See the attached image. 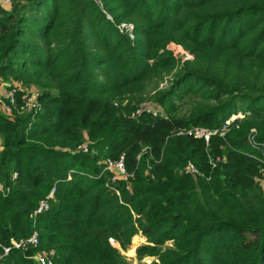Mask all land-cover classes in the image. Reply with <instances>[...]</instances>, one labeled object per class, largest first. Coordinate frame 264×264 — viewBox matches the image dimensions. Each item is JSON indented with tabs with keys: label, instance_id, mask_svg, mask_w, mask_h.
Returning a JSON list of instances; mask_svg holds the SVG:
<instances>
[{
	"label": "trees",
	"instance_id": "16d2710c",
	"mask_svg": "<svg viewBox=\"0 0 264 264\" xmlns=\"http://www.w3.org/2000/svg\"><path fill=\"white\" fill-rule=\"evenodd\" d=\"M170 41L195 59L160 52ZM173 69L150 96L166 118L131 117L142 99L124 103L122 94ZM0 77L38 86L42 103L12 120L0 113L9 186L0 193V255L30 235V215L55 184L36 218L38 249H53L54 264H128L115 246L125 250L137 234L147 244L136 253L155 256L151 264H264V188L245 143L252 127L264 141V0H12L0 8ZM238 110L246 115L225 139L175 134L219 126ZM86 137L88 151L72 152ZM121 153L134 175L130 191L116 185L118 196L98 160ZM211 154L226 160L212 167ZM188 160L195 177L181 172ZM34 250L13 247L4 262L37 264Z\"/></svg>",
	"mask_w": 264,
	"mask_h": 264
},
{
	"label": "built area",
	"instance_id": "2783aa9c",
	"mask_svg": "<svg viewBox=\"0 0 264 264\" xmlns=\"http://www.w3.org/2000/svg\"><path fill=\"white\" fill-rule=\"evenodd\" d=\"M4 5H9L11 0H0ZM120 29L124 27L131 28V25L121 24ZM122 29V30H123ZM132 36V35H131ZM10 81H0V105L1 109L5 114L10 113V105L15 104L16 102L21 105V109L27 111L28 113L36 114L42 110V104L39 100L40 92L33 88H28L23 84L22 81L9 79ZM143 112L150 113L153 116H163L166 118V114L162 107L154 103L152 100L144 101L138 104L137 107L130 113L131 117L139 116ZM245 112L238 110L236 113L231 114L226 118L222 124L216 127H207L200 125H191L180 127L175 131L176 135H186L193 137L195 139H202L206 145L209 144L210 139L213 136H218L222 139H225L227 133L233 128H238L239 121L238 119H243L245 117ZM245 143L250 147L251 151H248L247 154L256 160L258 163V174L255 175L254 181H256L260 187L264 188V141L258 139V131L254 127L249 129L245 137ZM89 141L85 140L83 143L78 145L72 152H87L89 149ZM2 149L1 140H0V151ZM149 148L147 146L143 147L140 153L137 155V159L140 158V155L145 153ZM226 156L223 155H208V163L215 167L218 163L225 162ZM98 164L102 166L101 173H107L108 179L106 186L114 190L116 195L119 194V189L116 187L118 183H123L127 190H131L130 183L133 178L134 172L128 171L125 160L124 153H121L119 157H105L98 160ZM71 170L67 175V180L71 178ZM181 172L184 175H189L192 177L197 176L200 173L199 168L190 160H188L181 168ZM17 177V172L12 173V179ZM9 191V186L4 183L0 178V193L6 195ZM56 185H52L48 192L43 198H41L33 212L31 213L32 221V232L29 236L20 238L18 240H11V246H2L3 253L0 255V264H11L5 263L4 257L10 251L11 248L20 249L22 251H27L28 249L34 248L35 250L29 256L37 264H54L55 251L42 250L38 249L39 246V231L36 227V218L39 214L47 211L50 207V204L55 199Z\"/></svg>",
	"mask_w": 264,
	"mask_h": 264
},
{
	"label": "rangeland",
	"instance_id": "374dc122",
	"mask_svg": "<svg viewBox=\"0 0 264 264\" xmlns=\"http://www.w3.org/2000/svg\"><path fill=\"white\" fill-rule=\"evenodd\" d=\"M12 7V0L11 3L9 5H4L3 3L0 2V8L8 11V9H11ZM121 24H125V25H130L128 23H120L118 25V27ZM120 29V27H119ZM123 28H121L120 30H122ZM124 29H130L128 27H124ZM130 38H133V35H130ZM41 41V40H38ZM165 50L168 51H172L173 55H175V57H178V60H180V63H182L185 60H194L195 59V55L193 53H191L189 50H186L181 44L174 42V41H170L160 52H164ZM174 70L170 71L169 73H164L163 74V79H156V80H152L149 82L148 86L144 87V89H141L140 85H136L134 88L128 90L127 92H124L122 94L123 97V101L124 103H126V101H128L129 99H142L141 102L142 103L144 101H149L152 100L150 99V96L155 93V91L157 90H162V89H166V87H168L169 83L171 82V78H173L174 76ZM99 76L100 80H104V75L99 74L98 71L96 72ZM9 79H14L12 77H0V81H10ZM14 80H18V79H14ZM21 81V80H18ZM25 86H27L28 88H33L36 89L40 92L41 95V89L34 85V84H25L23 83ZM40 100V97H39ZM177 101V100H176ZM189 101V98L186 96L184 97L183 101L179 102L182 105L187 106V104H183ZM41 102V101H40ZM177 103V102H176ZM42 104V103H41ZM10 113L5 114L2 109H1V105H0V113L3 114L4 116H6L8 119L12 120L16 115H20L23 113H28L27 111L21 109V105H19V103H15V104H11L10 105ZM241 121V119H238ZM239 121V122H240ZM255 128V127H254ZM256 129V128H255ZM0 140H1V145H2V149H3V141H2V137L0 135ZM85 140H88L87 137L84 138L78 145H80L81 143H83ZM77 145V146H78ZM76 146V147H77ZM115 241H113L111 239V243L113 246ZM117 243V242H116ZM147 244L146 238L144 236H142L141 234H137L135 236L132 237L131 240V244L125 249H121L120 245H116L115 247L117 249H119L121 251V253L124 255V257L126 258L128 264H151L154 260H156L155 256H151L148 255L147 253H143V254H137L136 253V248L139 245L142 244ZM164 245L167 246H171L172 245V240H168L166 241V243H164Z\"/></svg>",
	"mask_w": 264,
	"mask_h": 264
}]
</instances>
